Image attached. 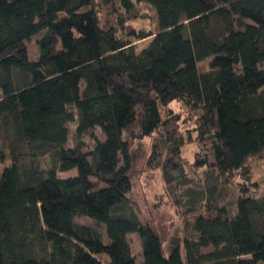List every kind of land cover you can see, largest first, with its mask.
Segmentation results:
<instances>
[{
	"label": "trees",
	"instance_id": "16d2710c",
	"mask_svg": "<svg viewBox=\"0 0 264 264\" xmlns=\"http://www.w3.org/2000/svg\"><path fill=\"white\" fill-rule=\"evenodd\" d=\"M105 1L110 12L96 0H0V161L11 158L0 174V264H264V194L245 185L234 209L211 196V215L198 214L166 251L131 200L125 134L157 132L177 100L197 117L198 165L249 181L250 159L264 153V0H136L156 12L153 34L117 13L118 4L132 16V0ZM96 128L105 138L87 151ZM166 141L168 159L160 164L153 146L151 160L172 185L184 140L168 131Z\"/></svg>",
	"mask_w": 264,
	"mask_h": 264
},
{
	"label": "rangeland",
	"instance_id": "374dc122",
	"mask_svg": "<svg viewBox=\"0 0 264 264\" xmlns=\"http://www.w3.org/2000/svg\"><path fill=\"white\" fill-rule=\"evenodd\" d=\"M96 1L102 10L111 11V6L108 5L109 2L105 0ZM132 1L135 3L136 9L132 16L123 12L117 4V13L122 12L121 15L125 16V25L148 34L155 33L158 30L155 10L145 2ZM120 18L119 16L117 19L120 20ZM151 37L136 40L135 43L140 49L148 43ZM37 39L38 36H34L27 43L32 58L37 57L39 54ZM209 62V59L200 61L198 64L200 71H207ZM162 114L164 123L152 135L140 137L138 129H133L125 134L130 140L131 153L134 159L131 200L140 219L143 222L151 223L160 233L165 249L168 251L173 238L183 240L184 237L191 234L194 219L198 214L210 213L207 210V201L211 196L219 205L224 204L234 209L236 199L241 192V186L245 185L250 193L256 196L264 194V153L250 159L252 172L249 181H246L239 174L235 175L230 181L222 180L220 176L215 174V170L198 165L197 161L204 155V152L196 138L197 117L195 113L189 111L182 102L175 100L162 109ZM68 127L70 130L68 145H74L76 143L74 134L76 122H70ZM168 131L175 133L178 139L184 140L179 159L176 160L181 163L182 170L179 173L180 176L172 185H169L166 181L164 170L157 164L158 162L151 160L153 146L163 152L160 164L164 163L170 156L169 141H166ZM93 135L95 137L88 136L84 139V149L87 151L93 146L95 138L100 140L105 138L100 128H96ZM42 162L46 166L50 165L51 155L44 156ZM10 163L11 158L9 156L3 162L0 161V174L3 168ZM70 173L63 172L62 174L67 175ZM211 192L214 195H211ZM77 221L88 223L89 219L85 216H79ZM128 238L133 254L137 257V261L141 262L142 246L139 235L130 233Z\"/></svg>",
	"mask_w": 264,
	"mask_h": 264
}]
</instances>
